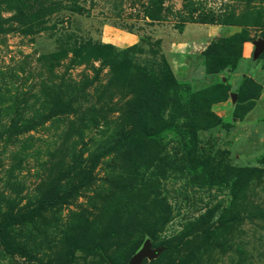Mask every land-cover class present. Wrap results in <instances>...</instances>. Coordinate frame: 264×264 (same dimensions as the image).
Wrapping results in <instances>:
<instances>
[{
	"label": "rangeland",
	"instance_id": "obj_1",
	"mask_svg": "<svg viewBox=\"0 0 264 264\" xmlns=\"http://www.w3.org/2000/svg\"><path fill=\"white\" fill-rule=\"evenodd\" d=\"M194 1L242 15L184 22L186 1L165 0L175 13L153 22L144 0H0V221L18 222L14 245L25 247L9 251L0 235V264H126L148 241L161 253L141 264H179L187 251L168 243L205 247L221 218L201 264H264V0ZM105 24L138 39L116 72L102 44L119 35ZM123 42L113 49L133 45ZM146 78L180 97L140 156L127 135ZM229 165L258 169L237 199ZM56 183L67 199L43 207ZM164 215L153 240L145 228Z\"/></svg>",
	"mask_w": 264,
	"mask_h": 264
},
{
	"label": "trees",
	"instance_id": "obj_2",
	"mask_svg": "<svg viewBox=\"0 0 264 264\" xmlns=\"http://www.w3.org/2000/svg\"><path fill=\"white\" fill-rule=\"evenodd\" d=\"M186 3L184 5V9H187L185 12L184 9H178L176 11V15L180 17L184 22H198V23H222V24H238V20L242 14H237L235 11L230 12L228 15H217L215 11L208 10L204 11L200 7H197L194 3V0H185ZM242 1V0H241ZM143 11L144 15L151 19V21H158L164 20L169 18L170 13H175L173 9L167 5H165V0H144L143 2ZM218 19H230L229 21L219 22ZM4 21H7L5 19ZM3 21V22H4ZM3 22H0L2 24ZM0 33L4 32V27L0 25ZM233 37H239L245 41L247 39L246 34L244 32H240L235 34ZM102 47L110 48L111 53L107 57L108 62L110 63L113 71H117L118 66L121 64L122 60L126 58V55L129 51L134 50L137 47V44H133L131 46L120 48L118 50L113 49L112 43H103ZM210 54V52H209ZM153 81L150 78L143 79L141 85L137 86L134 91L133 99L131 100L130 104L134 105V109L138 110V114L132 113V116H136V124L133 128L128 132V141L129 144V151L133 154L142 156L144 152L148 149L149 146L154 145L155 143H159L157 135L163 131L161 126L159 127V120H157V114L161 109H166L173 101L179 99V90L172 92L171 90H166L161 86L153 85ZM223 89L218 87L217 97L221 100L225 97L223 94ZM165 92H169L165 94ZM165 106V107H163ZM195 111L197 112L199 109L196 105H192ZM135 112V111H134ZM192 113V112H191ZM191 123L193 122L192 118L190 119ZM257 168L255 167H238V166H227L224 170V180L232 181L233 191L232 194L234 195L235 199L239 198L242 193H244L246 187L252 179L257 175ZM59 183L54 184L50 187L47 193L44 195L43 199L41 200L42 206H52L56 203L63 202L67 199L68 195H61L59 193ZM224 218L219 220V224L214 227L213 229L207 228L203 232L206 236L203 239H210L207 237V234L210 230H214L217 228L220 229L219 226ZM168 221L167 216H163L161 222V226L155 227L154 225H149L145 228L146 232L153 238V240L157 239L158 230L162 228V226ZM224 222V221H223ZM18 224L15 220L9 221H0V235L1 240L5 244V247L9 251H18L24 252L25 247L14 245L15 242L13 241V234H12V227ZM212 226V225H209ZM184 236L179 237L178 240L172 245V242H169V246H171L173 251H187L185 259L179 264H201L202 257L206 254L205 250H210L211 244L207 242V246L201 247V242L199 240H184ZM12 239V240H11ZM212 239H210L211 241ZM214 240V239H213ZM212 240V241H213ZM73 247L71 249L72 252L75 251L77 245L75 243L72 244ZM91 251H98L101 252L103 246L101 244H94L93 247H89ZM170 248V247H169ZM170 264V263H166Z\"/></svg>",
	"mask_w": 264,
	"mask_h": 264
},
{
	"label": "water",
	"instance_id": "obj_3",
	"mask_svg": "<svg viewBox=\"0 0 264 264\" xmlns=\"http://www.w3.org/2000/svg\"><path fill=\"white\" fill-rule=\"evenodd\" d=\"M257 45V53L260 54L264 49V40L258 41ZM160 253L161 249L153 247L152 244L148 241L135 251V253L131 256L126 264H141L145 258H156L160 255Z\"/></svg>",
	"mask_w": 264,
	"mask_h": 264
},
{
	"label": "crops",
	"instance_id": "obj_4",
	"mask_svg": "<svg viewBox=\"0 0 264 264\" xmlns=\"http://www.w3.org/2000/svg\"><path fill=\"white\" fill-rule=\"evenodd\" d=\"M105 29H106V33H112V34H117L119 35V37L117 36H111V37H104V42H111L114 44H121L122 46H124V40L129 41L128 45L134 44L135 42L138 41L137 39V35L134 33H130V32H124V31H117V29L114 27H112L111 25L105 24ZM123 40V41H122Z\"/></svg>",
	"mask_w": 264,
	"mask_h": 264
}]
</instances>
